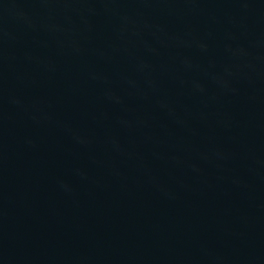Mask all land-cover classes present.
<instances>
[{
	"label": "water",
	"instance_id": "obj_1",
	"mask_svg": "<svg viewBox=\"0 0 264 264\" xmlns=\"http://www.w3.org/2000/svg\"><path fill=\"white\" fill-rule=\"evenodd\" d=\"M0 264H264V0H0Z\"/></svg>",
	"mask_w": 264,
	"mask_h": 264
}]
</instances>
